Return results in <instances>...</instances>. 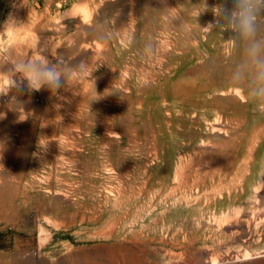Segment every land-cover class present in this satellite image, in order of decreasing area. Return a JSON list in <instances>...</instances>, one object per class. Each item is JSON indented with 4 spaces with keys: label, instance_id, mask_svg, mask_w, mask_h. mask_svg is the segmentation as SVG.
<instances>
[{
    "label": "rangeland",
    "instance_id": "374dc122",
    "mask_svg": "<svg viewBox=\"0 0 264 264\" xmlns=\"http://www.w3.org/2000/svg\"><path fill=\"white\" fill-rule=\"evenodd\" d=\"M141 1L0 0L4 264H264V85L233 0ZM41 54L66 87L10 91Z\"/></svg>",
    "mask_w": 264,
    "mask_h": 264
},
{
    "label": "clouds",
    "instance_id": "9594fccd",
    "mask_svg": "<svg viewBox=\"0 0 264 264\" xmlns=\"http://www.w3.org/2000/svg\"><path fill=\"white\" fill-rule=\"evenodd\" d=\"M262 13L264 0H233L230 9L225 7L222 10L224 19L245 43L246 62L251 66L256 80L264 85V38H258L257 24V19ZM214 26V21H210L204 30L210 32ZM62 64V58L52 63L42 54L35 58L17 60L6 73L18 74V78L13 76L11 79L10 91L15 88L19 93H31L44 89L52 94L59 93L70 79V74L63 69ZM77 69L83 74L87 65L81 61ZM258 91L264 94V87ZM3 95L0 93V96Z\"/></svg>",
    "mask_w": 264,
    "mask_h": 264
},
{
    "label": "crops",
    "instance_id": "0c3cea01",
    "mask_svg": "<svg viewBox=\"0 0 264 264\" xmlns=\"http://www.w3.org/2000/svg\"><path fill=\"white\" fill-rule=\"evenodd\" d=\"M127 2H129V1H127ZM145 2H146V0H144V2H143V6H145ZM85 3V2H84ZM124 3V5L126 4V2H123ZM140 5L142 6V1L140 0ZM145 8L146 7H144L143 8V10L144 11H146L145 10ZM70 9H66V10H61V12L63 11V12H67V11H69ZM140 11H142V8L140 9ZM2 210V207L0 206V211ZM4 225H3V216H2V214L0 213V234H2L3 233V231H4ZM3 252H4V250L3 249H0V264H4V254H3ZM31 264H35V262H32Z\"/></svg>",
    "mask_w": 264,
    "mask_h": 264
},
{
    "label": "bare ground",
    "instance_id": "6f19581e",
    "mask_svg": "<svg viewBox=\"0 0 264 264\" xmlns=\"http://www.w3.org/2000/svg\"><path fill=\"white\" fill-rule=\"evenodd\" d=\"M213 131L222 134L224 131V127L223 125H221V123L216 121V123H214Z\"/></svg>",
    "mask_w": 264,
    "mask_h": 264
},
{
    "label": "trees",
    "instance_id": "16d2710c",
    "mask_svg": "<svg viewBox=\"0 0 264 264\" xmlns=\"http://www.w3.org/2000/svg\"><path fill=\"white\" fill-rule=\"evenodd\" d=\"M4 239V234H0V249H4L5 246L1 243V241Z\"/></svg>",
    "mask_w": 264,
    "mask_h": 264
}]
</instances>
